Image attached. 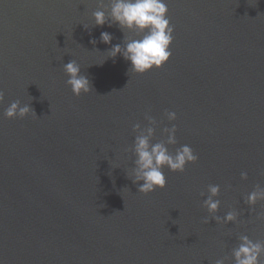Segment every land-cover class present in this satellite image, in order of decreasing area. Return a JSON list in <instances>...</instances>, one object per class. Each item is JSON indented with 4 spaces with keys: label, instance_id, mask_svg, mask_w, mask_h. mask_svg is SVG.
Listing matches in <instances>:
<instances>
[{
    "label": "water",
    "instance_id": "95a60500",
    "mask_svg": "<svg viewBox=\"0 0 264 264\" xmlns=\"http://www.w3.org/2000/svg\"><path fill=\"white\" fill-rule=\"evenodd\" d=\"M165 2L171 56L135 74L108 57L133 34L96 26L99 0H0V264H234L240 235L264 242V200L246 203L264 187V0ZM71 60L93 91L72 94ZM16 100L35 115L4 118ZM137 123L153 144L175 125L169 151L197 156L148 194L127 176ZM209 185L235 223L202 206Z\"/></svg>",
    "mask_w": 264,
    "mask_h": 264
},
{
    "label": "clouds",
    "instance_id": "9594fccd",
    "mask_svg": "<svg viewBox=\"0 0 264 264\" xmlns=\"http://www.w3.org/2000/svg\"><path fill=\"white\" fill-rule=\"evenodd\" d=\"M99 9L92 13V18L96 26H103L108 23L111 27L116 24L125 33H132L123 39V46L115 44L108 51L109 58L120 55L125 61L130 63L129 71L135 74H143L152 68L161 67L171 56L169 51L173 40V27L167 18V4L165 0H108L107 6L104 0H99ZM107 13V14H106ZM85 27V26H84ZM87 28V27H85ZM112 35L108 32H101L100 41L109 44ZM95 44L96 41L92 40ZM63 70L68 79L66 84L70 86L74 96L81 93L93 91L89 79L80 74V66L75 60H71L63 65ZM4 93L0 91V103L3 102ZM32 112L29 105L21 106L19 100L13 101L4 109L3 116L6 119L24 118ZM168 121L176 119V113L168 111L165 113ZM149 125H155L156 121L149 115L145 116ZM137 133L134 138L132 152L135 159L133 167L127 176L134 184L138 185L137 191L148 194L157 188L163 189L166 185V178L162 169L167 167L172 172H183L187 163H194L197 156L188 145H182L174 153L169 151L168 146L177 143L175 138L176 126L165 127L162 132L167 134L166 140L157 143H150L154 134V127L149 126L141 129L140 124H134L132 128ZM240 178L247 179V173L241 172ZM142 182V183H140ZM220 191L219 185H209L207 197L203 200V207L216 223L228 224L237 221V213L227 212L223 218L214 215L220 205V201L214 199ZM203 195V193H201ZM258 200H264V187L257 185L255 189L247 195L246 203L249 207L256 204ZM204 223H208L207 218ZM239 244L232 249V259L234 264H264V242L253 241L247 235L239 236ZM215 264H225V258L215 261Z\"/></svg>",
    "mask_w": 264,
    "mask_h": 264
}]
</instances>
